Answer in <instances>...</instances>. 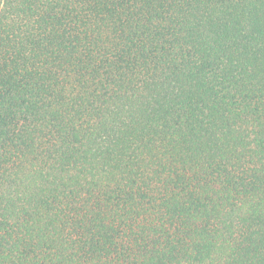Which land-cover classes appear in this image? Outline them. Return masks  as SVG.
<instances>
[{"label":"trees","instance_id":"1","mask_svg":"<svg viewBox=\"0 0 264 264\" xmlns=\"http://www.w3.org/2000/svg\"><path fill=\"white\" fill-rule=\"evenodd\" d=\"M0 264H264V0H0Z\"/></svg>","mask_w":264,"mask_h":264}]
</instances>
